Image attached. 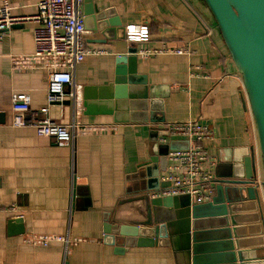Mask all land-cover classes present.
I'll use <instances>...</instances> for the list:
<instances>
[{
    "label": "crops",
    "instance_id": "1",
    "mask_svg": "<svg viewBox=\"0 0 264 264\" xmlns=\"http://www.w3.org/2000/svg\"><path fill=\"white\" fill-rule=\"evenodd\" d=\"M40 1L3 0L2 4L14 16L30 17L37 13ZM92 1L108 21L117 19L125 29L149 26L148 43L130 42L126 33L123 39L105 40L100 32H88L86 49L106 53L86 57L74 74L84 101L79 120L116 130L76 136L72 147L60 148L54 139L39 137L33 129L13 128L12 94H29L32 107L41 109L47 104V78L42 70L14 71L12 67L13 56L34 52L35 24L15 27L0 43V264H175L171 248L131 247L120 253L117 245L105 241L106 222L133 226L132 222L144 220L146 203L137 192L141 180L129 177L152 153L188 147L185 139L171 138L162 144L163 130L188 121L211 127L214 138L204 147L216 161L213 199L218 183L245 175L252 150L256 159L259 155L242 77L203 0ZM87 4L83 0V13ZM148 48L187 53L148 59L136 54ZM119 56L137 57V75L154 89L151 101L158 108L154 114L165 118V123L132 122L134 112L139 117L145 112L116 108ZM49 116L68 125L73 118L71 99L63 109L51 107ZM257 180L264 210L262 174ZM152 193L156 192L148 193L150 198ZM255 213H245L253 219L246 218L242 239L247 252L261 258L264 238ZM34 235L69 236L76 243L68 249L57 242L34 246L28 243Z\"/></svg>",
    "mask_w": 264,
    "mask_h": 264
},
{
    "label": "water",
    "instance_id": "2",
    "mask_svg": "<svg viewBox=\"0 0 264 264\" xmlns=\"http://www.w3.org/2000/svg\"><path fill=\"white\" fill-rule=\"evenodd\" d=\"M203 2L242 77L258 138V164L252 150L245 175H233L234 178L218 183L213 202L198 205L189 197L151 199L148 196L150 192L170 187L169 182L161 181V173L166 172L168 152L174 149H166L164 154L152 153L150 159L139 166L138 172L129 177L141 180L137 192L139 200L146 203L144 220L132 222L133 226L106 222L105 241L117 245L120 253L131 247L171 248L175 264H258L260 259L264 264V255L256 258L247 252L242 239L246 218L253 219L245 216L250 212H256L254 215L264 238L261 185L257 180L258 173L264 178V0ZM84 16L88 32H100L105 40L125 38L121 22L108 21L107 14L99 11L92 0H88ZM19 27L22 26L16 28ZM116 62V108L145 112L142 117L134 112L132 122L165 123V118H156L154 114L157 108L156 102L151 101L155 97L154 89L148 87L144 77L137 75V57L119 56ZM149 110L151 113L147 116ZM262 244L264 248V239Z\"/></svg>",
    "mask_w": 264,
    "mask_h": 264
},
{
    "label": "built area",
    "instance_id": "3",
    "mask_svg": "<svg viewBox=\"0 0 264 264\" xmlns=\"http://www.w3.org/2000/svg\"><path fill=\"white\" fill-rule=\"evenodd\" d=\"M0 0V43L17 26L35 24V50L30 55L12 57L14 71L42 70L47 78V104L41 109L32 107V99L26 93H13L11 109L13 128L33 129L37 136L52 138L60 148H70L76 136L97 135L116 130L105 125H90L80 121L84 112L81 88L75 87L74 74L79 64L90 55H102L105 51L87 50L85 47L88 31L84 24L83 0H41L37 13L30 17L14 16L11 9ZM126 39L130 42L148 43L150 32L148 25H131L125 29ZM179 55L187 51H167L163 49H142L136 54L142 59L166 53ZM71 87L68 92L67 88ZM70 98L73 106V118L68 125L54 122L50 118V109L54 106L64 108ZM160 140L167 145L171 138L185 139L188 147L168 152V173L162 179L170 187L152 193L151 198L189 197L193 204H206L212 201L216 193L215 174L212 168L216 161L211 158L204 144L213 140L214 133L206 123L188 121L171 124L166 127ZM258 164V158L256 159ZM258 178V176H257ZM62 243L66 249L76 243L69 236L34 235L28 243L34 246L49 247L52 243Z\"/></svg>",
    "mask_w": 264,
    "mask_h": 264
},
{
    "label": "rangeland",
    "instance_id": "4",
    "mask_svg": "<svg viewBox=\"0 0 264 264\" xmlns=\"http://www.w3.org/2000/svg\"><path fill=\"white\" fill-rule=\"evenodd\" d=\"M165 150V149H164Z\"/></svg>",
    "mask_w": 264,
    "mask_h": 264
}]
</instances>
